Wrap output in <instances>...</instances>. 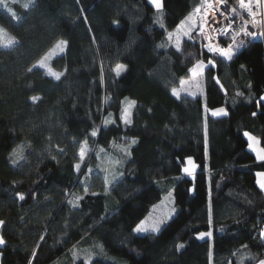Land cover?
<instances>
[{
	"label": "trees",
	"instance_id": "trees-1",
	"mask_svg": "<svg viewBox=\"0 0 264 264\" xmlns=\"http://www.w3.org/2000/svg\"><path fill=\"white\" fill-rule=\"evenodd\" d=\"M203 1L162 0V28L149 0H0V29L15 38L0 45L3 264L264 259L257 180L264 161L244 135L257 136L264 149V41L254 38L228 60L207 52L199 23L177 48L167 30ZM60 39L67 43L52 62L62 72L57 81L36 64ZM209 59L215 66L206 68L205 99L174 96L190 69ZM118 64L126 66L120 76ZM126 98L135 101L127 126L120 119ZM221 107L226 116L210 114ZM125 142L128 152L115 167L121 176L109 190L105 175L82 182L100 153L117 154L114 147ZM85 144L90 151L77 172ZM188 157L197 165L191 176L183 171ZM171 190L173 218L160 232L137 234L136 225ZM200 233L212 235L200 240Z\"/></svg>",
	"mask_w": 264,
	"mask_h": 264
},
{
	"label": "rangeland",
	"instance_id": "rangeland-1",
	"mask_svg": "<svg viewBox=\"0 0 264 264\" xmlns=\"http://www.w3.org/2000/svg\"><path fill=\"white\" fill-rule=\"evenodd\" d=\"M8 1H21V0H3V4L7 5ZM23 1L27 2L30 0H23ZM198 8H200V6ZM191 19L195 22L196 26L199 23H200V26H201V24H203V20L200 16V13H196V12L194 14L192 13ZM156 23L159 26H161V24H162L163 25L162 28H166L163 8H162V11H159V12L156 11ZM186 24H188V21H186L185 25ZM186 28H181L180 33H177V28L172 29V30H167V40L169 39L170 41H172L177 46V36L179 35V45H180L181 41L184 38H188L187 36L183 35V31ZM198 32L200 33V27L198 28ZM169 34H171V38L169 37ZM258 37H261L264 40V37L262 35H259ZM64 41H66V40H63V39L58 40L50 49H48V51L40 58V60L36 64V66H38V67H40L39 65L43 64L44 67H40V68H42L49 76H51L53 78H54V76L50 75L49 73H57V74H61V76H62V72L56 70L55 67L53 66L52 62L56 56L64 53L65 48H66V44L62 43ZM13 42H15V38L11 34H9L4 28L3 29L1 28L0 29V45L1 46H9ZM61 47H63L64 51L60 50ZM229 51H231L233 56H234L235 51L234 50H229ZM221 56H223V55H221ZM223 57H225V56H223ZM199 62H197L195 64V66H193L191 69L196 67V65ZM203 64H204V66L202 68H196L195 73L190 71L186 77L182 78L180 84L173 88V91L178 93L179 97L192 96V97H201V98L205 99V97H206V91L205 90H206V82H207L205 72H206V68L209 65L207 62H204V61H203ZM189 93H192L193 95H189ZM132 101H134V100L130 99V98H126L124 100L125 112L126 111L131 112V119H132L133 106L130 107V105H131ZM247 133L249 134L248 135V137H249L248 144L251 143L253 145V149H255V150L249 149V148L248 149L250 151H252L254 154L258 153L257 148L260 149L259 144L257 146L254 143V141H257V143H259V138L250 132H247ZM82 148L85 151V157H84L83 161H81V159H80L79 164H81V169L84 167V165H85L84 162L87 159L86 156L88 155V153L90 151V148L87 144H85ZM128 149H129L128 145L125 142V143H119L118 145H116L114 147V151H116L117 154H114L113 151H111V152L106 151L104 153H100L98 155L99 161L97 162L96 166H94L93 170L88 171L84 175L82 182L86 183L89 180H91L93 173H96L97 176H98V174L105 175V178H104L105 183L104 184L106 185V187L109 190L111 188V185L115 181H117V179H119L121 176V173L115 169V167L117 168L121 164V162H120L121 158L118 155L119 154H126L128 152ZM187 160H186V164H185L184 168L185 167L191 168L190 167L191 164H189V163L187 164ZM193 163H195L194 160H193ZM114 175H115V177H113ZM258 184L259 185L264 184V172L259 173ZM176 212H177V207L175 204L174 193H173V190H171L170 192L166 193L156 204L153 205L151 211L142 220L143 221V227L146 229V231L143 233H137V234H145L147 232L157 233L156 231H153L154 226H156L157 223L159 222V227H160V229H162V227L165 225V223L167 221H169L171 218H173V216L176 214ZM207 237L208 236H206L205 238H207ZM74 256L76 258L78 257L75 254H74ZM83 256H85V258L87 260H89L92 258L93 253L89 252V249H86ZM80 257H82V256H80ZM111 257L113 258L115 256L112 255Z\"/></svg>",
	"mask_w": 264,
	"mask_h": 264
},
{
	"label": "snow or ice",
	"instance_id": "snow-or-ice-1",
	"mask_svg": "<svg viewBox=\"0 0 264 264\" xmlns=\"http://www.w3.org/2000/svg\"><path fill=\"white\" fill-rule=\"evenodd\" d=\"M216 4L219 5V4H224L226 3V0H215ZM149 3L154 5V7L157 9V11H162V8H163V4H162V0H149ZM204 3L207 4L208 7H212V4L210 2V0H204ZM255 3L257 6H261V7H264V0H239V5L242 9H246L248 14L250 16L253 17V20L251 21L253 23V25H255L257 23V21L255 20V16L257 15L256 12H254L252 10V4ZM201 11L200 8H196L195 9V12L196 13H199ZM232 11H235V9H232ZM221 16H224V12H221L220 13ZM192 17V14H189L188 17L185 18V20H181L180 21V25L177 27V33H180V30L181 28H183V26L185 25L186 21L190 20ZM225 19H228L227 16H224ZM214 19V18H213ZM247 22L245 23V26L243 28H241L238 32H235L232 34V40L233 42H235L236 40V36L239 35V32H243L244 35L246 36H254L255 33H252V32H249L247 31ZM161 27H163V25L161 24ZM196 28V25L195 23H192V24H189L188 27L186 29H184L183 31V35L187 36L190 40L193 39V37L190 35V33ZM231 29V21L229 22L228 26L226 28H220V29H217L216 31H218L221 35H227L229 30ZM204 32V26L203 24H201L200 26V33L199 34H203ZM169 37L171 38V34H169ZM63 44H66L67 42L64 41L62 42ZM241 44H243V41H240ZM204 47L207 49V52L208 53H219L220 55H223L225 56L228 60H231L233 58V54L231 51H226L224 48H221L219 47L218 45H213L211 43H208L206 45H204ZM231 47V45L229 46ZM177 48H179V35L177 36ZM61 51H64L63 47H61L60 49ZM208 65H211V66H215L214 65V61L212 59H209L207 61ZM40 67H44L43 64L39 65ZM204 66L203 64V61H200L196 67H194L193 69H190V71L194 72L196 71V68H202ZM243 67V66H242ZM126 68L125 65H122V64H118L116 65V75L117 76H120L121 74V71L124 70ZM31 71V69H30ZM50 75L54 76L55 80H60V76L61 74H57V73H49ZM217 83H219V81H217ZM173 95L174 96H177V98H179V95L178 93H176L175 91H173ZM189 95H193L192 93H189ZM33 101H36L39 99V97H33L32 98ZM131 106H135V101H132L131 102ZM227 115V112L225 111V109L223 108H218V109H215L213 112H212V116H226ZM253 115H255V113H253ZM122 123L124 125H131L132 123V120H131V112L130 111H126L124 112L121 117H120ZM105 123H115V121H105ZM97 135V131L94 129L92 132H91V136L95 137ZM245 136H248L249 134L248 133H245L244 134ZM132 143H136L135 140L132 141ZM248 148L249 149H253V145L251 143L248 144ZM255 150V149H253ZM261 151H264V149H262ZM79 156H80V159L81 161L84 160V157H85V151L83 148H81L80 150V153H79ZM258 158L261 159V160H264V155H259L258 154ZM187 162L189 164L192 165L191 168H187L185 167L183 169V171L188 174L189 176H191L193 174V172L195 171L196 169V165L193 163V158L192 157H188V160ZM75 170L77 172L80 171L81 169V164H76L75 166ZM91 171V170H89ZM261 189L264 190V184H261L260 185ZM195 189L194 188H190L189 191H194ZM19 195V194H18ZM93 195H95V193H93ZM19 199L21 201H23L25 199V196L24 195H19ZM78 199H83V197H79ZM69 203H72V201H69ZM209 223H211V219H209ZM5 225V221L3 220H0V227L4 226ZM134 231L136 233H143L146 231V229L143 227V221H141L140 224H137L136 227L134 228ZM153 231H156V232H160L161 229L159 227V222L157 223L156 226H154L153 228ZM212 233H200L199 236L197 237L198 239L200 240H204L206 236H211ZM260 238L262 240V242H264V229H261L260 230ZM5 244V240L3 238L2 235H0V245H4ZM179 247H183V245H180ZM211 255V253H210ZM259 264H264V259H261L259 260Z\"/></svg>",
	"mask_w": 264,
	"mask_h": 264
},
{
	"label": "built area",
	"instance_id": "built-area-1",
	"mask_svg": "<svg viewBox=\"0 0 264 264\" xmlns=\"http://www.w3.org/2000/svg\"><path fill=\"white\" fill-rule=\"evenodd\" d=\"M212 7H208L207 4L202 3L200 6V16L203 20L204 32L203 38L205 45L211 43L224 48L226 51L244 48L251 40L262 35L264 37V7L257 6L255 3L252 4V10L257 13L255 20L257 23L253 25L251 22L253 17L250 16L246 9H242L239 5V0L233 4L226 0V3L217 5L215 0H210ZM247 2V0H246ZM235 9V11H232ZM224 12V16L220 13ZM214 18V19H213ZM231 21V29L227 35H221L217 29L226 28ZM247 22V31L255 33L254 36H246L243 32H239L236 36L235 42L232 40V34L238 32L245 26ZM243 41V44L240 43ZM264 41V40H263ZM231 45V47H229ZM207 50V49H206ZM212 55H220L219 53H210Z\"/></svg>",
	"mask_w": 264,
	"mask_h": 264
},
{
	"label": "crops",
	"instance_id": "crops-1",
	"mask_svg": "<svg viewBox=\"0 0 264 264\" xmlns=\"http://www.w3.org/2000/svg\"><path fill=\"white\" fill-rule=\"evenodd\" d=\"M194 13H195V12H194ZM194 13H193V14H194ZM187 17H188V16H187ZM184 20H185V19H184ZM195 20H196V19H195ZM192 23H195L192 19L188 20V24H186L183 28L188 27V25H189V24H192ZM179 25H180V24H179ZM179 25H178V26H179ZM178 26H177V27H178ZM177 27H176V28H177ZM194 66H195V65H194ZM172 91H173V90H172ZM179 98H180V97H179ZM263 98H264V96H263ZM221 108H223V107H221ZM217 109H218V108H217ZM223 109H225V108H223ZM214 110H215V109H214ZM214 110H210V111H209L210 114H212V112H213ZM225 111H226V109H225ZM226 112H227V111H226ZM246 137H247V139H248V141H249V137H248V136H246ZM254 143H255L257 146H258V144H259V148H260V149L257 148V152H258V153H255V155H256V157H257L258 160H261V159L258 158V154H259V155H264V151H261V150L263 149V147L260 145V140H259V143H257V141H254ZM259 150H260V151H259ZM261 161H264V160H261ZM187 164H188V162H187ZM194 164L196 165V163H194ZM196 166H197V165H196ZM190 167H192V166L190 165ZM196 169H197V167H196ZM196 169H195V171H196ZM195 171H194V172H195ZM194 172H193V173H194ZM260 172L263 173L264 170H263V171H259V172L257 173V180H258V182H259V173H260Z\"/></svg>",
	"mask_w": 264,
	"mask_h": 264
},
{
	"label": "water",
	"instance_id": "water-1",
	"mask_svg": "<svg viewBox=\"0 0 264 264\" xmlns=\"http://www.w3.org/2000/svg\"><path fill=\"white\" fill-rule=\"evenodd\" d=\"M0 220H3V219H0ZM4 221V220H3ZM3 227H0V235L3 236L4 240H5V244L4 245H0V264H3V257H4V249H5V246L7 244V241L3 235Z\"/></svg>",
	"mask_w": 264,
	"mask_h": 264
}]
</instances>
